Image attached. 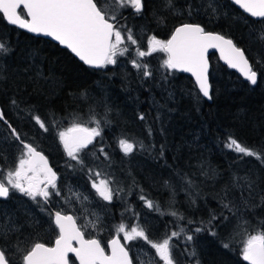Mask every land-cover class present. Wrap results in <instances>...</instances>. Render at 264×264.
Here are the masks:
<instances>
[{
    "label": "rangeland",
    "instance_id": "rangeland-1",
    "mask_svg": "<svg viewBox=\"0 0 264 264\" xmlns=\"http://www.w3.org/2000/svg\"><path fill=\"white\" fill-rule=\"evenodd\" d=\"M209 3L215 7V13L207 7ZM162 4L163 0H147V10L145 13L136 14L135 17H130L126 22L121 24V26L132 29L134 36L138 40V44L129 45L128 54L118 57L117 64L99 68L96 76L97 79L92 83L91 89L81 92L79 97L74 98V105L70 107L65 106V109L62 107V110L64 109L62 118H55L54 110L50 109L47 104L36 101V98L33 99L29 95L26 98L18 99L21 101L20 104H24L25 107L29 102L27 108H21V106L17 108V106H14L9 100L10 96H8L7 90L10 92L12 88L17 89L16 87L19 83L21 85L23 83L21 90H26V86L29 88L33 85L35 87L39 85L38 88L43 90L48 85L46 84L47 79L43 76L42 70L34 65L33 58H27L28 56L20 57L21 60H18L17 63L22 61L27 62L28 70L19 71L17 66L16 68H12L14 63L17 64L15 61L16 57L10 59L11 57L3 58L0 56V100L7 107L8 111L11 110L10 117L14 120L12 127L16 128L21 134V139L25 143L33 144L38 150L44 151L49 157V162L57 168L59 176L56 185L60 191V195H51L45 203L44 200H38V197L34 201L16 190H11L9 197L0 203V221L14 226L16 231H24L25 229L31 231L35 225H39L37 223L39 218H48L50 221L52 211L68 213L74 216L79 226L88 223L89 227L86 229L82 228L85 237L96 238L104 248L105 242L111 236L116 235L129 250V256L132 258L133 264H163V261L156 254V250L144 239L137 238L125 241L124 233H117V228L120 224H124L127 231H130L132 227H143L149 239L153 242H162L171 232L180 231L181 228L186 233L193 234L194 240L192 242L186 241L183 233L179 238L172 239V244L174 245L173 254L179 261V264H196L195 259L189 255L193 248L199 249L200 252H205V250L209 251L210 246L228 243L229 247L233 244L232 246H238L242 249L243 242L247 238L245 232L255 234L258 230L264 229L263 221L260 220L261 218L256 217L254 213L255 209L245 212V219H247L248 223L241 224L240 228L236 227L240 221L232 217H229L226 223L220 221L214 222L216 227L212 230L217 233L215 236L211 235L209 231L194 232L196 227H211L209 225H201L200 221H207L213 210L204 209L202 210V214L196 212L192 217L186 211H183L186 213L184 214L186 216L185 220H180L170 215L171 211L178 212L175 200L179 197H182L195 211L201 209L202 205L205 204L203 198L209 199L215 204L216 201L213 195L210 194H205L204 196L199 194L195 205L191 204V199L198 192V189L204 192L207 191L208 193L211 192V189L216 184L223 188L233 173L240 175L247 173L251 174L253 178L261 180L260 172L264 170V164L255 157L242 156V154L237 153L239 162L234 165L233 170L226 171L221 175L204 160L199 161L196 159L191 164H188L187 160H184L179 165L183 169H181V172H178L169 166L168 163H163L161 161L163 157H153L152 160L148 159V154L155 147L158 149L159 147L154 145L153 134L151 136L148 135V120L147 122L141 121L138 118L140 112L137 111V108L135 109L137 104L140 103L137 101V94L142 88L143 81L148 80L152 82H148L144 87V93L148 97H146L147 103L144 104L146 107L152 108L155 131L161 140L165 139L166 136L172 138L177 132L180 134L179 130L175 131L174 125L179 116L185 117L187 124H194L192 120L194 122L202 121L198 115L200 95L189 88L182 79H177L173 72L162 67L163 61L166 59L164 52L157 51L142 58L136 56L137 47L140 50H147L150 37L156 36L160 40H165L160 36L162 24L156 19L159 11L161 12L165 9L162 7ZM189 4L196 6L191 16L187 13V6ZM219 5V0H188L185 9L176 10L175 13L171 12L172 15H183L188 19H192L197 15L214 18L219 13L218 10L221 9ZM240 22L244 33L241 38L244 39L247 55L251 60L253 70H256L258 73L257 84L259 90L257 95H261L260 104L263 106L264 41L259 39V35L264 31V21L261 20L255 24L249 23L240 17ZM3 33L5 31L0 26V40L2 41L5 37ZM126 43L128 42L126 41ZM132 59H138L141 63H146L149 70L152 71L153 76L151 78L142 77L138 70L130 63ZM20 75L23 76L22 81L16 84ZM112 77L121 79L124 83H129L131 91L127 94L126 91L119 88V90L112 92L111 95V91L113 90H111L112 84L109 81ZM35 78L40 82L34 80ZM211 78L216 85L221 84L218 80L222 81L223 79L216 72H211ZM98 79L100 82H98ZM176 81L179 85L175 86ZM104 82L107 83L106 86L101 85ZM107 89L109 92H107ZM115 89L117 88L115 87ZM174 90L176 91L174 92ZM45 93L46 90H43V93L42 91L36 92L42 98ZM52 95L54 96V94ZM187 108L193 112L192 117H189L191 119L186 118L188 114L180 113L181 110L184 111ZM29 109H35L42 119L46 118L48 121L54 120L56 126L50 128L48 132H44L31 119ZM158 113L160 124L156 118ZM93 116L102 122V135L101 137H97L92 145H89L87 149L80 153L83 164H78L67 156L58 138V132L71 126L74 121L83 122L87 127H95V123L92 122ZM122 136L142 140L145 146L149 147V150H137L132 155L125 156L117 147V141ZM234 137L236 138V136ZM237 139L254 149L264 148V138L263 140L251 143L243 139ZM192 142L193 144L187 143L185 145H187V148H193V150H189L198 152L196 140H192ZM153 145L155 147H150ZM100 148H104V151L109 154L110 160H105L99 151ZM168 150L167 152L170 157H175L180 152L177 148L174 151L171 148H168ZM22 152L23 148L20 143L18 144L12 133L5 128V123L0 121L1 173H6L8 170L14 168ZM73 167H78V172H73ZM90 169L92 173L100 172V177L97 178L91 175ZM203 173H207V175ZM78 174H80V177H77ZM183 174H187L196 182L197 187L195 190L190 189L187 183L181 179V175ZM104 178L113 180V189H123L118 195L113 196L111 202L103 200L96 193L95 189L92 188L93 179ZM165 181L168 182L167 185ZM49 191L54 192L55 190L49 189ZM73 193L78 194L79 199ZM141 195H145L149 200L158 204L160 211L148 208L144 201L140 199ZM84 197H87V199L85 200ZM111 205L114 206L117 214L121 213L119 221H115L116 219L111 215ZM179 208L182 207L180 206ZM220 210L221 212L223 211L225 216L229 215L226 209H222L221 205ZM178 213L180 214L181 212ZM165 216L169 219L177 220L176 223L164 225L163 220ZM192 219H194L193 223H188ZM92 225L95 226L93 227ZM35 242L37 241H32L29 246ZM190 246L193 247L190 248ZM70 264H74V262L70 260Z\"/></svg>",
    "mask_w": 264,
    "mask_h": 264
},
{
    "label": "snow or ice",
    "instance_id": "snow-or-ice-1",
    "mask_svg": "<svg viewBox=\"0 0 264 264\" xmlns=\"http://www.w3.org/2000/svg\"><path fill=\"white\" fill-rule=\"evenodd\" d=\"M234 3L252 17L264 19V0H234ZM128 7L134 9L136 14H142L147 7L146 0H0V15L11 25L26 29L30 33L53 38L60 45L70 49L86 65L104 68L117 64L118 57L128 54L129 45L138 44L132 29L119 24V19L122 17L121 10ZM162 7L173 13L176 11L174 0H163ZM207 7L215 13L216 9L211 3ZM195 9L194 4H189L188 15L191 16ZM159 22H164L162 17ZM259 39L264 41V31L260 33ZM210 48L219 49L221 57L230 67L238 68L252 85L257 84L258 73L253 70L244 50L237 47L232 39L219 33L206 31L205 27L199 23L181 24L174 29L171 37L166 41L156 36L150 37L147 50H140L137 47L136 56L142 58L157 51L166 53L167 58L163 61L162 67L192 73L200 92L204 97L211 99L207 59ZM9 54L10 47L0 40V56L6 57ZM130 63L142 77L153 76L146 63H141L138 59H132ZM11 103L19 107L16 99L13 98ZM29 115L44 132L56 126L54 120L42 119L35 109H29ZM138 118L147 122V116L144 113H140ZM156 118L159 119V113ZM0 120H4L3 111H0ZM4 122L7 123L6 120ZM92 122L95 123V127H87L83 122L74 121L71 126L58 132V138L67 156L78 164H83L80 153L102 135L101 120L93 116ZM8 127L15 139L23 145V152L14 168L6 173H0V198H8L11 190H16L34 201L37 197H41L45 203L51 195H60L56 185L57 175L49 167L47 158L37 150L36 146L25 143L21 139V134L11 124H8ZM147 132L149 136L152 135L150 126ZM224 146L242 156L255 157L264 164V148L254 149L232 135L228 136ZM117 147L125 156H130L137 150H149L142 140L127 136L118 139ZM99 151L105 160L111 159L104 148H100ZM163 155L162 145L159 156L163 157ZM89 172L97 178L100 177V172L92 173L91 169ZM203 174L207 175V173ZM181 179L190 189H196V182L187 174L181 175ZM167 183L165 181L166 185ZM112 184L113 180L108 178L92 180V188L108 202L112 201L114 195L123 191L119 188L113 189ZM262 185L264 181L253 178L251 174L233 173L218 193L221 207L226 209L229 215L225 216L223 211L219 215L212 212L207 221H200L201 225L211 227H196L194 232L209 231L215 236L217 233L212 230L216 227L214 222L226 223L229 217L240 221L236 225L237 228H240L241 224H247L245 212L264 207V186ZM49 189L55 191L50 192ZM73 195L79 199L78 194L73 193ZM198 196L199 193L196 192L191 199L192 205L196 204ZM84 199L86 200L87 197ZM140 199L148 208L160 211V206L145 195H141ZM170 215L180 220L185 219L177 211H171ZM188 223L191 224L193 221L189 220ZM55 225L59 229V235L55 239L54 246L49 247L44 243L35 242L25 247L24 241L19 237H17V244L10 245V233H15L16 228L0 221V264H14L12 257L16 253L20 255V264H70L69 254H73L79 264H133L129 250L119 238L109 242L108 247L111 253L106 254L99 240L85 239L82 228L89 227L88 223L78 226L73 216L56 212ZM117 233H124L125 241L137 238L147 241L156 250L163 264H179L173 254V238H179L183 233L186 241L194 240V235L186 233L183 228L180 231L171 232L162 242L151 241L145 229L140 226L132 227L130 231H127L126 226L120 224ZM245 234L247 238L242 247L243 260L248 264H264V229L258 230L255 234L247 232ZM223 247L228 248L229 244L223 243ZM189 255L195 258V249ZM196 264H199L198 260Z\"/></svg>",
    "mask_w": 264,
    "mask_h": 264
},
{
    "label": "trees",
    "instance_id": "trees-1",
    "mask_svg": "<svg viewBox=\"0 0 264 264\" xmlns=\"http://www.w3.org/2000/svg\"><path fill=\"white\" fill-rule=\"evenodd\" d=\"M221 7L218 14L214 18H210L204 15H197L192 19H188L183 15H172V12L168 9L159 11L158 16L156 17L159 22L160 18H163L164 22L162 24V30L160 36L163 39H166L172 29L183 23H199L205 27L206 31H211L214 33H219L224 35L226 38L232 39L233 43L244 50L246 58H248L249 63L251 60L247 55V48L244 44V39L241 38L244 35L242 31V26H240V17L244 18L249 23L257 24L258 21L251 20L247 17H244L240 11L235 8L227 0H219ZM188 0H174L176 10H183L187 6ZM147 5V0H146ZM147 7L144 11L146 12ZM0 26L4 29L5 35L3 42L10 47V54L6 57H11L13 59L16 57L15 61L21 60L20 57L28 56L27 58H33L34 65L42 70L43 76L47 79L48 84L43 90H46L44 97L42 98L36 92L43 90L33 85L26 90H21L22 75H20L19 80L16 84L19 85L17 89L7 90L9 100L14 98L18 101V105L21 108H27L28 104H20L21 101L18 99L26 98L27 95L31 96L36 101H40L43 104H47L50 109L54 110L55 118H62V112L66 107L74 105V98L79 97V94L83 91H88L91 89L92 83L96 81L97 72L99 69L92 70L85 68L79 62H77L70 54L64 49L59 48L56 44H53L45 39L32 37L22 31L17 30L14 27L7 25L0 16ZM157 34V32H155ZM16 55V56H15ZM3 58H6L2 56ZM14 61V62H15ZM13 62V63H14ZM208 81L210 86V95L211 99L204 101L199 97L200 106L198 109V115L200 121L192 122L194 124H187L186 119L183 116H179L177 121L174 123L175 131L179 130L180 134L173 135L172 138L166 136L165 139L160 138L156 133L154 127L153 113L152 108H148L144 103H147V96L145 92V85L150 82L148 80L143 81L141 90L137 94V101L140 103L137 104L135 109L140 113H145L147 116L148 124L152 129L153 142L158 148H154L151 153L148 154V159L159 158V152L161 146L163 145V163H168L169 166L173 167L176 171L181 172L179 165L180 162L187 160L188 164L195 162L196 159L199 161H205L209 164L217 173H222L226 171L233 170V167L236 163L239 162V157L237 153L226 148L225 142L229 135L236 136V138L243 139L246 142H253L263 140L264 138V105L261 106V95L257 92L259 90L258 84L250 86L247 82L240 79L238 75L234 72L227 70L223 65H221L213 53L208 55ZM252 65V64H251ZM18 68L19 71H26L27 62H20L13 64L12 68ZM211 72H216L219 76L223 78L222 81L218 80L219 85H216L214 80L211 78ZM178 78L180 77L185 84L193 89L196 94L197 91L192 83L191 79L182 74H175ZM36 80V78L34 79ZM37 81V80H36ZM37 82H40L39 80ZM98 82L100 80L98 79ZM112 84L111 95L115 90L122 88L128 94L131 91V86L129 83H124L123 80L112 77L109 81ZM124 83V84H123ZM152 83V82H150ZM101 85L106 86L107 83H102ZM14 86V85H12ZM15 87V86H14ZM115 87L117 89H115ZM176 90H174L175 92ZM107 92L109 90L107 89ZM20 94V95H19ZM51 94H54V96ZM147 97V98H146ZM62 107L64 108L62 110ZM19 108V107H17ZM0 110L4 113L5 128L11 132L8 124L14 122L12 117H10V106L9 110L0 100ZM181 114H188L187 119H191L193 112L188 110L180 111ZM196 118V117H193ZM160 124L159 119H157ZM12 133V132H11ZM196 138V139H195ZM191 140V141H190ZM192 140L197 142V151H191L193 148H187L185 144H193ZM190 141V142H188ZM167 143V144H166ZM167 147V148H166ZM168 148L175 150L177 148L180 152L177 153V156L170 157L168 155ZM191 149V150H189ZM178 152V151H177ZM196 152V153H194ZM170 157V159H169ZM152 164V163H150ZM155 166L154 164H152ZM72 166V165H71ZM78 167H73V172L77 171ZM261 181H264V170L260 172ZM77 177H80L78 174ZM264 186V185H262ZM222 187L217 184L211 192H204L198 189L199 194L204 196L205 194L213 195L216 203L213 204L209 199L203 198L205 204L203 207L197 211L193 210L187 202L183 200L182 197L176 198L175 206L178 209V212H181L185 219L186 216L183 211H186L190 217H192L196 212L202 214V210L209 209L213 210L217 215L221 213L220 210V201L218 198V193H220ZM134 197V196H133ZM132 197V199H133ZM218 201V202H217ZM215 205V206H214ZM182 208H179V207ZM256 217L261 218L264 224V207H259L255 209ZM111 215L119 221L121 218V213H116L114 206L111 205ZM183 219V220H185ZM177 220H172L164 217L163 224L169 225L176 223ZM191 221H194L192 219ZM38 226H34L31 231H16L15 233H10L11 240L10 245L17 244V237L20 240L24 241V246L28 247L32 241H37L49 245L52 242V239L55 238L56 232L48 218L38 219ZM182 223V221H181ZM182 225V224H181ZM28 228V227H27ZM188 228V226H187ZM34 233V234H33ZM47 237V239H45ZM225 248L222 244L217 246H210L209 251L200 252L199 249H195L196 257L195 261H199V264H245L242 258V249L238 246H232ZM193 246H190L192 248ZM14 264H20V255L16 253L13 255ZM193 260V258H192Z\"/></svg>",
    "mask_w": 264,
    "mask_h": 264
},
{
    "label": "water",
    "instance_id": "water-1",
    "mask_svg": "<svg viewBox=\"0 0 264 264\" xmlns=\"http://www.w3.org/2000/svg\"><path fill=\"white\" fill-rule=\"evenodd\" d=\"M227 1H228L229 3H231L235 8H237V9L240 11V13L243 14L245 17H247V18H249V19H251V20H255V21L261 20V18L252 17L249 13L245 12V11H244V10L238 5V4L234 3V0H227ZM132 11L135 12L134 9H132ZM1 17H2V15H1ZM2 19H3V21H4L7 25L16 28V29L19 30V31H22V32H24V33H26V34H28V35H30V36H32V37L42 38V39H45V40H47V41H49V42H51V43H53V44H56L59 48L66 50V51H67V52H68V53H69V54H70V55H71V56H72L77 62L81 63V64L84 65L86 68H89V69H92V70L97 69V68L91 67V66H89V65H86V64H85L83 61H81L77 56H75V54L72 53L70 49H67V48H66L65 46H63V45H60L59 42H58V41H55L53 38H51V37H46V36H44V35H42V34H34V33H30V32H28L26 29H21V28H19V27L16 26V25H11V24H9V23H8L3 17H2ZM180 25H181V24L175 26V27L172 29V31L170 32V34L168 35V37L165 39V41L168 40V39L171 37V35H172L174 29H175L176 27L180 26ZM211 53H213V54L215 55L217 61H218L221 65H223L227 70L234 72L236 75H238V76L240 77L241 80L247 82L250 86H253V85H252V84H251V83L245 78V76L243 75V73H242L238 68H232V67H230V66L228 65V63L226 62V60L223 59V58L221 57V53H220L219 49L210 48V49L208 50V53H207V59H208V55L211 54ZM164 54L166 55V58H167V54H166V53H164ZM208 64H209V63H208ZM208 70H209V68H208ZM171 71H175V72H177V73H179V74H183V75H186L187 77H189V78L191 79L192 83L194 84V87H195L197 93L200 95V97H201L204 101H207V100H208V98H207V97H204L203 94L200 92V90H199V85L197 84V82H196V78H195V76L192 75V73H190V72H184V71H180V70H171ZM208 82H209V81H208ZM48 165H49V164H48ZM49 167H50V166H49ZM0 199H5V198H0ZM55 213H56V211H54V212L51 213V222H52L53 226L55 227V229H56V231H57V235H56V237L52 240V242H51L50 245H46V246H49V247L54 246L55 239H56L57 236L59 235V229H58V228L56 227V225H55ZM61 214H62V213H61ZM62 215H70V214H62ZM116 238H118V237H117L116 235H113V236H111V238H109V239L106 241V244H105L106 254H110V253H111V249L108 247L109 242H110L111 240H113V239H116ZM85 239H86V238H85ZM88 239H96V238H88ZM120 242H121V241H120ZM69 256L73 259V261H74L75 264H79V261L76 260V258L74 257L73 254H69ZM242 260H243V259H242ZM243 262H244L245 264H248L247 261H244V260H243Z\"/></svg>",
    "mask_w": 264,
    "mask_h": 264
},
{
    "label": "flooded vegetation",
    "instance_id": "flooded-vegetation-1",
    "mask_svg": "<svg viewBox=\"0 0 264 264\" xmlns=\"http://www.w3.org/2000/svg\"><path fill=\"white\" fill-rule=\"evenodd\" d=\"M144 13V12H143ZM135 15H136V13L135 12H133L132 11V8H127V9H125V10H123L122 11V17L119 19V24L121 25V24H123L124 22H126V20L128 19V18H130V17H135ZM262 21H264V19H261ZM261 20H258V22L259 21H261ZM69 54V53H68ZM166 56V55H165ZM72 57V56H71ZM81 64V63H80ZM82 65V64H81ZM84 66V65H83ZM85 67V66H84ZM253 67V66H252ZM86 68V67H85ZM99 69V68H98ZM94 70H96V69H94ZM171 71V70H170ZM171 72H173L174 74H179V73H177V72H175V71H171ZM177 79H181L180 77H178ZM176 79V80H177ZM176 85H179L178 84V82L176 81L175 82V86ZM1 111V110H0ZM1 122H3V123H5L4 122V120H0ZM17 141V143L19 144L20 142L18 141V140H16ZM20 145L22 146V148H23V145L20 143ZM38 150V149H37ZM38 151H41V150H38ZM42 152V154L47 158V161H48V164H49V166L52 168V170L56 173V175H57V179H58V176H59V173H58V171L56 170L57 168H55L53 165H52V163H50L49 162V157L47 156V154L44 152V151H41ZM1 171H2V163L0 162V173H1ZM57 179H56V181H57ZM6 199V198H5ZM5 199H0V203H2L1 201H3V200H5ZM38 200H40V201H42L43 199L41 198V197H38ZM52 212H54V211H52ZM51 212V213H52ZM62 214H68V213H62ZM71 215V214H70ZM71 216H73V215H71ZM74 217V216H73ZM50 223L52 224V222H51V217H50ZM76 223H77V225H78V222H77V220H76ZM52 226H53V224H52ZM79 226V225H78ZM54 227V226H53ZM54 229H55V227H54ZM55 232H56V235H57V231H56V229H55ZM56 235H55V237H56ZM86 239H88L87 237H85ZM105 244H106V242H105ZM105 244H104V246H105ZM105 252H106V250H105ZM73 261V259L69 256V261ZM74 262V261H73ZM75 264V263H74Z\"/></svg>",
    "mask_w": 264,
    "mask_h": 264
}]
</instances>
